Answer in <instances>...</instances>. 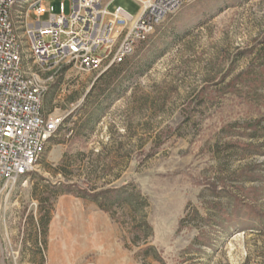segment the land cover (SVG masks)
Masks as SVG:
<instances>
[{
  "label": "rangeland",
  "instance_id": "rangeland-1",
  "mask_svg": "<svg viewBox=\"0 0 264 264\" xmlns=\"http://www.w3.org/2000/svg\"><path fill=\"white\" fill-rule=\"evenodd\" d=\"M43 108L64 125L0 194L6 264H264V0L183 6L125 65L59 68Z\"/></svg>",
  "mask_w": 264,
  "mask_h": 264
},
{
  "label": "built area",
  "instance_id": "built-area-1",
  "mask_svg": "<svg viewBox=\"0 0 264 264\" xmlns=\"http://www.w3.org/2000/svg\"><path fill=\"white\" fill-rule=\"evenodd\" d=\"M136 16L112 14L103 0H71V14L43 0H0V194L34 171L64 125L44 113L43 98L54 74L68 66L105 73L124 63L172 13L198 0H132ZM33 10L39 21L30 17Z\"/></svg>",
  "mask_w": 264,
  "mask_h": 264
},
{
  "label": "trees",
  "instance_id": "trees-1",
  "mask_svg": "<svg viewBox=\"0 0 264 264\" xmlns=\"http://www.w3.org/2000/svg\"><path fill=\"white\" fill-rule=\"evenodd\" d=\"M127 61V60H126ZM126 61L122 64L116 65L118 66H122L126 64ZM115 66V67H116ZM68 67V66H66ZM67 193H73V190L71 187H67ZM117 192L119 193L120 191H118V189H111V190H103L101 192H94L93 194H89L88 192L84 191V190H80V194L83 195V197H89L90 199H92L93 201H96L97 203H99V201L105 197V196H109V194H113L115 195L114 198H112L113 200L117 199ZM100 204V208L103 209V204ZM128 205L131 209V213L134 214V216L137 218L139 215H141L142 213V209L144 207L143 204V199L141 198L139 193H133L129 196L128 198ZM146 228L150 229V226H148L145 222L144 219H141L140 221H138L137 225L134 226V229L137 231L138 235L140 233H146ZM146 252V250H145Z\"/></svg>",
  "mask_w": 264,
  "mask_h": 264
},
{
  "label": "crops",
  "instance_id": "crops-1",
  "mask_svg": "<svg viewBox=\"0 0 264 264\" xmlns=\"http://www.w3.org/2000/svg\"><path fill=\"white\" fill-rule=\"evenodd\" d=\"M120 0H103V3L108 5V11L112 14L117 8H123L122 6H116ZM132 1V0H131ZM124 9V8H123ZM125 10V9H124ZM126 11V10H125ZM128 12V11H127ZM129 13V12H128Z\"/></svg>",
  "mask_w": 264,
  "mask_h": 264
},
{
  "label": "water",
  "instance_id": "water-1",
  "mask_svg": "<svg viewBox=\"0 0 264 264\" xmlns=\"http://www.w3.org/2000/svg\"><path fill=\"white\" fill-rule=\"evenodd\" d=\"M0 264H6L4 248L0 245Z\"/></svg>",
  "mask_w": 264,
  "mask_h": 264
}]
</instances>
